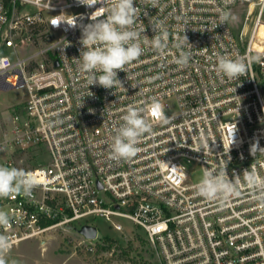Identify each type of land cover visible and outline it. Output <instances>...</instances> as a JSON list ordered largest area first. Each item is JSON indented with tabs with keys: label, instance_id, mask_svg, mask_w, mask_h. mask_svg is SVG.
<instances>
[{
	"label": "built area",
	"instance_id": "2783aa9c",
	"mask_svg": "<svg viewBox=\"0 0 264 264\" xmlns=\"http://www.w3.org/2000/svg\"><path fill=\"white\" fill-rule=\"evenodd\" d=\"M137 6L136 29L152 38V26L161 23L168 48L161 55L144 45L139 59L118 72L124 88L88 89L75 58L82 27L103 4L0 0V92L26 91L13 107L0 104L3 165L23 167L27 153L47 154L44 164L23 168L38 180L31 196L0 199V210L12 217L0 228L12 243L8 254L27 241L44 244L47 232H77L103 218L119 234L144 232L160 264H264V207L252 190L241 183L238 197L208 201L189 172L190 165L202 173L226 165L234 179L252 166L264 175V153L251 152L254 144L264 148V0H156L155 7L137 0ZM222 10L234 19L218 25ZM28 31L35 49L23 57ZM184 35L191 59L180 67L174 45ZM218 54L242 58L247 74L217 75ZM88 91L93 95L79 108ZM153 100L166 120L147 113L152 131L140 139L138 154L111 159L125 110ZM78 235L90 253L104 245L99 236Z\"/></svg>",
	"mask_w": 264,
	"mask_h": 264
},
{
	"label": "clouds",
	"instance_id": "9594fccd",
	"mask_svg": "<svg viewBox=\"0 0 264 264\" xmlns=\"http://www.w3.org/2000/svg\"><path fill=\"white\" fill-rule=\"evenodd\" d=\"M81 3L93 6L103 4L104 11L93 18L92 23L82 27V49L78 67L81 73L87 76V86L99 85L106 89L124 88L118 78L119 71H125L126 66L138 60L144 53V45L163 55L168 48V32L161 23L152 26L156 33L148 38L143 35L145 30H137L136 24L140 17L137 0H80ZM156 0H152L155 7ZM97 9L94 13L98 12ZM234 17L230 10H222L219 15V24H228ZM217 25V26H218ZM143 35V40L141 36ZM188 42L187 36L178 38L175 47L179 50L175 63L184 67L191 59L190 51H185ZM248 65L242 58H233L227 55H217L215 72L228 80H238L247 74ZM93 95L90 91L82 97ZM151 113L154 118L166 120L162 104L153 100L147 108L129 106L121 117L122 123L116 128L110 144V158L113 160H130L140 151V139L152 131L147 118ZM251 152L264 153V148L258 144L252 146ZM241 183L247 184L252 190L254 198L264 207V175H260L255 168L243 171L242 175L234 174L230 179L226 173V165L219 169H205L201 179L195 186L200 197L208 201H229L240 195ZM39 186L35 175L23 169L0 165V199L12 195L29 197ZM12 217L7 211L0 210V228L7 227ZM12 243L7 235L0 234V264H8L5 259L10 252Z\"/></svg>",
	"mask_w": 264,
	"mask_h": 264
},
{
	"label": "rangeland",
	"instance_id": "374dc122",
	"mask_svg": "<svg viewBox=\"0 0 264 264\" xmlns=\"http://www.w3.org/2000/svg\"><path fill=\"white\" fill-rule=\"evenodd\" d=\"M263 30L264 27L261 28V32ZM34 34L29 31L24 34V37L29 38L30 41L26 40L27 43L19 48L21 56L24 57L34 51L35 48L32 45ZM4 52L9 55L13 54L11 49H7ZM25 96V89L0 92V104L11 108L16 103L23 101ZM6 117L7 111L4 114V122ZM2 140L0 131V141ZM5 158L6 153L0 151V165L4 164ZM45 158H47V154L36 153L34 156L31 153H27L24 156V166L20 165L18 168H31L44 164ZM189 172L191 179L194 182H199L203 174L201 168L198 165H190ZM84 223L97 228L98 236L103 240L104 245L98 244L94 253L87 251V248L81 244V236L75 230L58 228L45 234L43 238L44 244L35 240L27 241L21 244L18 249L6 255L5 259L8 264H160L157 253L141 230L135 229L132 232L128 231L126 234H119L103 218H92ZM129 227H131V224ZM106 238L113 240L114 248L111 251L99 248V246L108 248V244L105 243ZM129 244H132V250L128 248ZM124 251L129 252V255L123 254Z\"/></svg>",
	"mask_w": 264,
	"mask_h": 264
},
{
	"label": "water",
	"instance_id": "95a60500",
	"mask_svg": "<svg viewBox=\"0 0 264 264\" xmlns=\"http://www.w3.org/2000/svg\"><path fill=\"white\" fill-rule=\"evenodd\" d=\"M68 229L74 230L72 227H69ZM77 232L87 240H95L98 236L97 228L90 225L82 226L79 230H77Z\"/></svg>",
	"mask_w": 264,
	"mask_h": 264
},
{
	"label": "trees",
	"instance_id": "16d2710c",
	"mask_svg": "<svg viewBox=\"0 0 264 264\" xmlns=\"http://www.w3.org/2000/svg\"><path fill=\"white\" fill-rule=\"evenodd\" d=\"M138 238V237H137ZM143 242V241H142ZM105 243L108 244V248H104V246H99L100 249L104 250H108V251H111L113 248H114V244H113V240L111 239H105ZM119 249H123L122 247H118ZM130 250H132V244H129V247H128ZM123 254H126L127 256L129 255V252H126L124 251Z\"/></svg>",
	"mask_w": 264,
	"mask_h": 264
}]
</instances>
